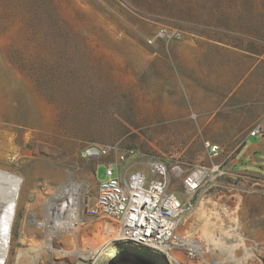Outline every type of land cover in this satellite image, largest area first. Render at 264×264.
Listing matches in <instances>:
<instances>
[{
  "label": "rangeland",
  "instance_id": "rangeland-1",
  "mask_svg": "<svg viewBox=\"0 0 264 264\" xmlns=\"http://www.w3.org/2000/svg\"><path fill=\"white\" fill-rule=\"evenodd\" d=\"M160 28L182 38L232 33L236 47L264 55V0H0V168L21 178L4 264H110L123 245L103 224L118 223L85 205L95 207L107 162L125 175L152 159L166 163L169 189L190 203L178 233L197 256L174 249L180 264H264V176L247 159L236 164L264 115L252 104L240 135L166 133V40L146 41ZM207 142L220 144L216 155ZM91 145L118 151L83 155ZM174 166L207 170L192 197ZM71 184L78 223L50 229L45 192ZM138 251L147 264H169Z\"/></svg>",
  "mask_w": 264,
  "mask_h": 264
},
{
  "label": "crops",
  "instance_id": "crops-1",
  "mask_svg": "<svg viewBox=\"0 0 264 264\" xmlns=\"http://www.w3.org/2000/svg\"><path fill=\"white\" fill-rule=\"evenodd\" d=\"M231 34L166 40V133L240 135L251 126L252 104L264 115V55L236 47ZM190 111L193 125L184 129ZM248 137L258 136L244 138L236 164L247 159L264 176V137L247 144Z\"/></svg>",
  "mask_w": 264,
  "mask_h": 264
},
{
  "label": "built area",
  "instance_id": "built-area-1",
  "mask_svg": "<svg viewBox=\"0 0 264 264\" xmlns=\"http://www.w3.org/2000/svg\"><path fill=\"white\" fill-rule=\"evenodd\" d=\"M181 33L166 28L158 29L153 36L146 39L148 44L155 45L158 40L180 39ZM249 136L264 137V125L255 124L248 132ZM96 156L118 151L116 145L98 146ZM209 155H216L220 146L206 143ZM124 153L119 159H124ZM116 162H107L105 178L98 181L95 207H88V214L99 213L115 219L119 227V239L123 251L137 257L138 250L149 255L163 254L169 264H180L171 255L174 249L183 247L189 260H195L197 249L194 240L178 233V227L190 203L184 202L179 195L169 189L168 167L161 159L149 161L146 171L134 170L121 175L117 166V175L113 173ZM173 171L182 169L174 166ZM207 170L204 167L183 172L182 185L184 193L190 198L201 186ZM72 185V184H71ZM71 185L55 188L45 192L49 209L45 223L50 229H73L78 223L77 204L71 202L68 189ZM76 193V192H75ZM75 193L73 194L74 197ZM77 200V199H76ZM74 211L77 220H73ZM153 264L152 258L145 257Z\"/></svg>",
  "mask_w": 264,
  "mask_h": 264
},
{
  "label": "bare ground",
  "instance_id": "bare-ground-1",
  "mask_svg": "<svg viewBox=\"0 0 264 264\" xmlns=\"http://www.w3.org/2000/svg\"><path fill=\"white\" fill-rule=\"evenodd\" d=\"M87 154H93V152L88 151ZM176 173H178V170H176ZM20 183H21L20 177L14 175L12 173H9V172L0 168V197H1V201H0V264L5 263V259L7 256L8 244H9V231H10L12 219H13L14 214H15V209H16V206L18 204ZM77 190H78L77 186L73 185V184L68 189L70 200L75 205L77 204V200L73 194ZM187 218L189 219V216H187ZM73 220L74 221L77 220V216H76L75 211H74L72 221ZM103 227L105 229L104 231H108V232L110 231L113 233L115 232L116 235L114 237L116 239L117 238L119 239V237H120L119 227L113 226V225L108 224V223L103 224ZM225 235H227V234H225ZM195 248L198 249V246H195Z\"/></svg>",
  "mask_w": 264,
  "mask_h": 264
},
{
  "label": "water",
  "instance_id": "water-1",
  "mask_svg": "<svg viewBox=\"0 0 264 264\" xmlns=\"http://www.w3.org/2000/svg\"><path fill=\"white\" fill-rule=\"evenodd\" d=\"M88 151L93 152V154H88V155L96 156L99 151V148L96 145H91L87 147L86 150L82 152V154L86 155ZM117 260L123 261L124 263L122 264H147L141 261L140 259L129 254L127 249H125L123 252L113 255L110 259V264H114V261Z\"/></svg>",
  "mask_w": 264,
  "mask_h": 264
},
{
  "label": "trees",
  "instance_id": "trees-1",
  "mask_svg": "<svg viewBox=\"0 0 264 264\" xmlns=\"http://www.w3.org/2000/svg\"><path fill=\"white\" fill-rule=\"evenodd\" d=\"M151 256V255H150ZM150 258V257H149Z\"/></svg>",
  "mask_w": 264,
  "mask_h": 264
}]
</instances>
